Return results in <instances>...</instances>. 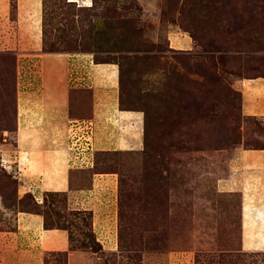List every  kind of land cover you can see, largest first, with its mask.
<instances>
[{
	"label": "rangeland",
	"instance_id": "1",
	"mask_svg": "<svg viewBox=\"0 0 264 264\" xmlns=\"http://www.w3.org/2000/svg\"><path fill=\"white\" fill-rule=\"evenodd\" d=\"M41 49L114 62L120 104L141 116L139 141L115 150L113 134L125 136L126 125L105 114L110 134L96 151L87 116L65 122L54 145L80 167L72 186L94 189V211L65 200L67 213L63 196L54 197L61 211L51 223L66 227V249L13 248L0 234V264H264L256 245L264 223L252 219V209L264 219L263 100L252 95L260 92L253 79L264 77V0H0V93L16 90L15 68L36 115L39 59L52 55ZM7 117L0 154L12 155V109ZM253 151V159L242 154ZM1 162L0 231H10L19 186L13 166ZM91 170L102 174L93 183ZM243 203L251 250L242 244Z\"/></svg>",
	"mask_w": 264,
	"mask_h": 264
},
{
	"label": "crops",
	"instance_id": "2",
	"mask_svg": "<svg viewBox=\"0 0 264 264\" xmlns=\"http://www.w3.org/2000/svg\"><path fill=\"white\" fill-rule=\"evenodd\" d=\"M38 65L42 70L43 88L42 98L35 100L39 105L38 108H35L37 115L34 114L32 99H26L21 95L23 92H19L18 75L16 77L15 149L12 150V155L0 154L1 166L4 169L13 166L19 186L17 192L28 191L37 203H41L44 192L61 191L65 193L66 203L71 206L70 208L92 210L93 212L92 204L94 202L92 200L94 197L91 198L88 195H91L94 189L72 186V184L74 185V174L80 170V167L71 166L66 158V151L54 145V141L59 138L56 136L59 133L56 132L60 131L65 122L87 116L94 124L92 142L97 151L98 146L104 142L105 136L110 134L102 129L103 116L108 114L110 118L115 119L114 124H117L118 127L126 125L127 134H124L125 136H122L121 132L113 134L116 137L114 149H132L138 145L139 133L134 129L141 122V116L139 111L134 109H119L118 91L115 87L117 71L114 63L95 62L91 53L58 52L42 57L41 60L39 59ZM70 65L74 66L73 71H70ZM82 66L86 68L84 76L80 69ZM254 79L252 82L257 83L260 92L252 91V95H258L259 99L263 100V104H258V111L263 108L262 112L264 113V77H260L257 81ZM105 86H113L115 89H105ZM240 90L243 93L241 87ZM84 112H87V115L81 114ZM30 120L31 122L37 121L40 130L29 128ZM242 154L253 159L259 153L253 151ZM242 154L240 159H242ZM91 173L93 174L92 183L96 180L97 175L102 176L101 173H94L92 170ZM241 210L243 248L250 250L257 247L262 248L264 246V225L259 234L261 242L259 241L258 244L255 241L250 244L244 243V203ZM13 218V229L0 231V234L9 235L11 240L13 239V248L29 243L30 245L38 244L40 250L46 248L66 249L67 241L63 230L44 229L40 214L15 211ZM252 219L258 228L261 222L264 223V219L255 209H252ZM253 234L255 235L256 232L252 231V238L258 235L254 236ZM21 251L24 250L20 249L18 252Z\"/></svg>",
	"mask_w": 264,
	"mask_h": 264
},
{
	"label": "trees",
	"instance_id": "3",
	"mask_svg": "<svg viewBox=\"0 0 264 264\" xmlns=\"http://www.w3.org/2000/svg\"><path fill=\"white\" fill-rule=\"evenodd\" d=\"M79 7H84V6H79ZM42 52L58 53V51H56V50H54V51H52V50H46V51L42 50ZM93 60L95 62L114 63V62H112V61H110V60H108L106 58L105 59H97L94 56H93ZM11 78H12V80L14 82V86H15V83H16V80H15V78H16L15 77V68H14V71H13V77H11ZM118 89H119V87H118ZM118 107H119V109H131V110L133 109V108H130V107H124V106H122L120 104L119 91H118ZM9 109H12L13 121L15 123L16 122L15 121V119H16V90L14 91V89H12L11 92H8L6 90L5 93H2V92L0 93V122L1 123L3 122V124H5V122H8V118L9 117H7V116L9 114ZM15 193H16V199L13 200V203L10 206L13 209L12 210L13 212H15V211H26V212L40 214L41 217H42V226H43L44 229H52V228H57V229H62V230L66 229V227H64L63 225H56L55 226V225H53L51 223V218H52L51 214L53 213L55 215L60 210L59 209L60 206L58 207L57 204H55V202H54V197L63 196V202H64L63 204L64 205H63L62 210L67 212V213H69L68 212L69 210H67V208L65 206L66 197H65V193L64 192H61V191H46V192L43 193L41 203H37L33 199L32 195L28 191H25V192H17L16 191ZM23 198L26 200V202H27L26 198L29 199L28 203H26L25 206H24V203H22L23 202ZM3 209L6 210L7 208H3ZM7 210L10 211L9 209H7ZM75 212H78V211H75ZM61 216L66 217V213L61 215ZM56 219L58 220V218H56ZM67 238L70 239L69 235H67Z\"/></svg>",
	"mask_w": 264,
	"mask_h": 264
},
{
	"label": "built area",
	"instance_id": "4",
	"mask_svg": "<svg viewBox=\"0 0 264 264\" xmlns=\"http://www.w3.org/2000/svg\"><path fill=\"white\" fill-rule=\"evenodd\" d=\"M89 126H90V125H89ZM89 132L91 133L90 130H89ZM88 138H89V140H88ZM73 139H74V140H72V141H73L74 144H77V143L80 144V143H81V141H80V136H76V137H74ZM83 139H85L84 142H83V143L85 144V146H89V145H90V136H87L86 138L83 137ZM70 142H71V141H70Z\"/></svg>",
	"mask_w": 264,
	"mask_h": 264
}]
</instances>
